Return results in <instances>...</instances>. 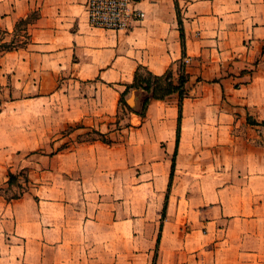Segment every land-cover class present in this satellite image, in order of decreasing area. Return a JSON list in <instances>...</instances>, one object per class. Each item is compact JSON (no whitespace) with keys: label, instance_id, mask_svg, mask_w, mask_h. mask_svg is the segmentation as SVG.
I'll return each mask as SVG.
<instances>
[{"label":"crops","instance_id":"1","mask_svg":"<svg viewBox=\"0 0 264 264\" xmlns=\"http://www.w3.org/2000/svg\"><path fill=\"white\" fill-rule=\"evenodd\" d=\"M86 1L0 0V168L38 155L0 192V264H264V0H135L125 30L90 25ZM183 57L180 119L174 93L126 108L119 141L36 153L107 127L137 68L177 77Z\"/></svg>","mask_w":264,"mask_h":264},{"label":"rangeland","instance_id":"2","mask_svg":"<svg viewBox=\"0 0 264 264\" xmlns=\"http://www.w3.org/2000/svg\"><path fill=\"white\" fill-rule=\"evenodd\" d=\"M0 37H4L2 32H0ZM26 38L27 25L24 22L19 21L17 23L15 37L12 40L17 46L25 42ZM9 45L12 46L13 44H11V42L0 43V51L5 50V48L9 47ZM128 113V110L119 103V108L115 117L103 118V123L107 124V127L105 125H103L102 127L100 126L99 117L95 119H89L85 122L65 125L62 128L53 131L50 134V140L49 142H47V145H45L41 149H38L36 153L52 154L56 148H68L74 146L79 142L98 137L97 133H101L103 139H105L106 141H119V130L124 125V123L120 124V122L121 119L124 118V115H127ZM106 128H108L109 131H107ZM110 132L113 133L109 134ZM54 139L62 140L61 142L55 143ZM26 157H29V155L25 156V153H22L19 156L20 161L16 162V165L11 167V177H8L5 167L0 168V177L7 178V181L13 185L10 186L9 189L2 188L0 190V192L3 193L6 197H12L22 194L23 190H26L27 187H29L25 179H27L26 177L28 169L34 166L35 161H37L36 159L38 155L31 156L29 159H25ZM4 189L6 191H4Z\"/></svg>","mask_w":264,"mask_h":264},{"label":"trees","instance_id":"3","mask_svg":"<svg viewBox=\"0 0 264 264\" xmlns=\"http://www.w3.org/2000/svg\"><path fill=\"white\" fill-rule=\"evenodd\" d=\"M36 18L35 15H29L26 19L21 20L26 25L33 22V19ZM181 42L184 46V37L181 31ZM12 45L10 47H13ZM5 48V49H8ZM187 81V75L184 71V66L182 63L178 65L177 77L173 74V69H168L163 75L157 76L148 71L145 67H139L135 71L133 82L127 86L124 92L121 93L119 103L123 105V107L127 108L129 111L136 112L139 115L143 116L146 110L147 104L151 99H166L171 94L177 93L179 96V119H180V110H181V101L187 95V91L185 89V83ZM140 90L145 93V97L142 101L140 111H134L133 109L127 107L125 102V95L128 93L129 89ZM98 137H94L91 139H99L103 142L108 143L103 139L101 133H97ZM102 137V139H101ZM177 142H178V133H177ZM11 177V174H10Z\"/></svg>","mask_w":264,"mask_h":264},{"label":"built area","instance_id":"4","mask_svg":"<svg viewBox=\"0 0 264 264\" xmlns=\"http://www.w3.org/2000/svg\"><path fill=\"white\" fill-rule=\"evenodd\" d=\"M85 6L90 25L103 29L125 30L131 21L144 17L135 0H87ZM188 62V57L181 60L183 65Z\"/></svg>","mask_w":264,"mask_h":264}]
</instances>
